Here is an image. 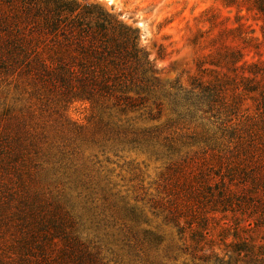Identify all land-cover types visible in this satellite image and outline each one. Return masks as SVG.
Segmentation results:
<instances>
[{
    "label": "rangeland",
    "instance_id": "rangeland-1",
    "mask_svg": "<svg viewBox=\"0 0 264 264\" xmlns=\"http://www.w3.org/2000/svg\"><path fill=\"white\" fill-rule=\"evenodd\" d=\"M73 1L101 7L137 33L153 68L137 74L149 99L121 112L111 100H74L30 75L5 83L22 121V155L18 172H0V264H25L16 243L28 197L63 204L85 247L81 264H236L243 255L234 251V234L248 215L216 211L208 227L213 241L186 252L168 218L175 194L169 179L180 165L189 169L191 160L223 147L229 119L240 123L261 111L259 92L238 89L233 79L241 83L237 68L245 60H264V19L254 0ZM224 42L244 53L236 65L220 57ZM202 76L226 79L222 100L210 103L208 90L193 87ZM238 236L264 249V228ZM53 253L58 264L61 255Z\"/></svg>",
    "mask_w": 264,
    "mask_h": 264
},
{
    "label": "trees",
    "instance_id": "trees-1",
    "mask_svg": "<svg viewBox=\"0 0 264 264\" xmlns=\"http://www.w3.org/2000/svg\"><path fill=\"white\" fill-rule=\"evenodd\" d=\"M254 6L264 19V0H254ZM262 30L264 36V26ZM138 41L134 30L92 4L73 0H0V172H18L16 164L22 155V121L4 86L12 83V76L17 80L30 75L44 84L51 82L74 100H111L113 108L128 112L136 109L141 100L149 99L137 74L144 75L153 68ZM259 44H264V38ZM219 55L235 65L244 57L230 44ZM238 69L243 79L240 83L233 78L235 85L238 89L243 86L247 92H259L261 111L249 114L240 123H230L229 119L224 129L229 139L222 143L223 147L215 148L218 153L191 160L189 169L179 166L174 177L181 186L172 185L174 177L169 179L175 194L169 200L168 218L179 228L185 251L195 254L214 239L208 227L216 211L236 215L241 211L251 221L247 225L238 223L235 230L234 251L240 258L243 255L236 264H264V249L257 250L250 236H238L247 227L264 228V60H245ZM220 75L219 72L217 77ZM223 76L215 82L195 77L193 87L208 90L210 103L222 100L228 84ZM213 157L218 158L219 169L215 172ZM25 201L21 236L16 243L22 261L56 264V251L61 255L58 264H81L80 254L85 247L74 234L63 204L36 197Z\"/></svg>",
    "mask_w": 264,
    "mask_h": 264
}]
</instances>
